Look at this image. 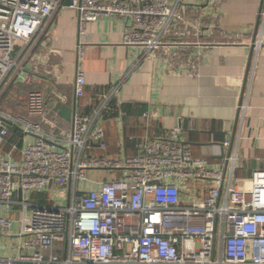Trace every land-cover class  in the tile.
I'll return each instance as SVG.
<instances>
[{"label":"built area","instance_id":"built-area-1","mask_svg":"<svg viewBox=\"0 0 264 264\" xmlns=\"http://www.w3.org/2000/svg\"><path fill=\"white\" fill-rule=\"evenodd\" d=\"M66 1L0 0V98L13 84H32L18 55L60 10L78 12L76 99L86 95L88 26L103 15L125 19L124 44L161 51L173 71H195L191 56L179 60L182 51L202 46L218 23L186 0ZM116 89L97 94L88 113L75 110L60 135L31 119L50 122L39 89L27 94L26 116L0 106V212L21 214L0 213V238L15 252L0 253V264H264V169L236 188L237 150L212 165L183 141L181 125L138 141L136 154H110L102 116ZM238 114L243 123L247 105Z\"/></svg>","mask_w":264,"mask_h":264},{"label":"crops","instance_id":"crops-1","mask_svg":"<svg viewBox=\"0 0 264 264\" xmlns=\"http://www.w3.org/2000/svg\"><path fill=\"white\" fill-rule=\"evenodd\" d=\"M193 4L205 9L208 20L218 17L216 28L206 30L201 38L202 46L182 51L179 60L187 62L191 56L196 61L194 72L169 69L161 51L151 55L124 44L126 20L103 15L88 26L82 62L87 87L81 99L74 94L78 12L72 8L56 12L43 25L32 50L18 55L24 72L33 75L32 84H18L31 87L28 92L42 91L50 111L49 123L30 118L40 122L44 131L60 135L71 128L75 110L88 113L97 94L117 88L112 110L102 116L107 152L136 154L138 141L181 125L183 141L212 165L237 150L232 185L250 187L253 171L264 169V0H186L187 6ZM260 42L263 46L258 49ZM242 103L248 113L243 123L238 114ZM23 114L27 115L26 108ZM226 141L230 146L224 145ZM91 176L104 174L92 172ZM0 213L16 220L20 217L19 212L9 214L4 208ZM17 223L15 235L20 232ZM18 241L14 237V243ZM8 242L7 237L0 238V253L13 255L14 250L5 248Z\"/></svg>","mask_w":264,"mask_h":264},{"label":"rangeland","instance_id":"rangeland-1","mask_svg":"<svg viewBox=\"0 0 264 264\" xmlns=\"http://www.w3.org/2000/svg\"><path fill=\"white\" fill-rule=\"evenodd\" d=\"M27 88H23L21 84H16L11 87L7 93H4L1 97L0 106L4 108L7 112H10L14 115H24V110L26 108V97L29 93ZM62 205V203H60ZM18 213V217L20 216ZM4 240H2L3 242Z\"/></svg>","mask_w":264,"mask_h":264},{"label":"water","instance_id":"water-1","mask_svg":"<svg viewBox=\"0 0 264 264\" xmlns=\"http://www.w3.org/2000/svg\"><path fill=\"white\" fill-rule=\"evenodd\" d=\"M262 4H263V1H262ZM258 24V23H257ZM259 27V24L257 25V28ZM252 52H251V56L253 55V52H254V49H255V43H253L252 45Z\"/></svg>","mask_w":264,"mask_h":264},{"label":"trees","instance_id":"trees-1","mask_svg":"<svg viewBox=\"0 0 264 264\" xmlns=\"http://www.w3.org/2000/svg\"><path fill=\"white\" fill-rule=\"evenodd\" d=\"M7 92H8V90L5 93H7ZM0 100H2V99H0Z\"/></svg>","mask_w":264,"mask_h":264}]
</instances>
